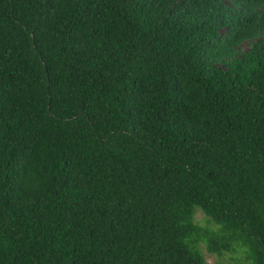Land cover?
I'll use <instances>...</instances> for the list:
<instances>
[{"label": "trees", "instance_id": "16d2710c", "mask_svg": "<svg viewBox=\"0 0 264 264\" xmlns=\"http://www.w3.org/2000/svg\"><path fill=\"white\" fill-rule=\"evenodd\" d=\"M202 245L264 264V0H0V264Z\"/></svg>", "mask_w": 264, "mask_h": 264}, {"label": "rangeland", "instance_id": "374dc122", "mask_svg": "<svg viewBox=\"0 0 264 264\" xmlns=\"http://www.w3.org/2000/svg\"><path fill=\"white\" fill-rule=\"evenodd\" d=\"M247 47L248 45L246 43L242 45V48L244 50L247 49ZM195 221L202 226L207 225V218L199 210H197L195 213ZM200 250L203 254L206 264H231L233 260L236 258L235 255H230V254H225L221 257H216L213 254H209L205 250L204 245L200 246Z\"/></svg>", "mask_w": 264, "mask_h": 264}]
</instances>
